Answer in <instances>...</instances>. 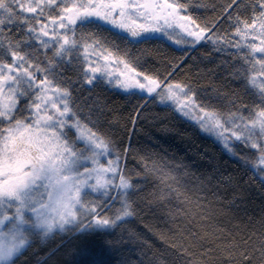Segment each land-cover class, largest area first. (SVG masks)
I'll return each instance as SVG.
<instances>
[{
	"label": "snow or ice",
	"instance_id": "6c2138e0",
	"mask_svg": "<svg viewBox=\"0 0 264 264\" xmlns=\"http://www.w3.org/2000/svg\"><path fill=\"white\" fill-rule=\"evenodd\" d=\"M192 4L0 0V264H18L35 244L47 246L58 235L78 241L69 257L90 255L91 239L110 234L137 214L134 197L141 185L133 182L130 157L142 166L143 179H156L159 200L175 199L185 206L179 210L182 214L207 218L203 197L182 188L167 164L139 155L130 140L121 144L102 130L108 109L97 89L106 91L105 86L119 89L129 101L143 93L136 109L148 98L167 105L214 137L264 185V0H230L225 14L234 28L232 39L213 31L215 23H197L189 12ZM233 5L237 13L250 9V17L233 15ZM112 29L119 30L116 35L122 40L161 33L169 39L179 36L175 43L191 47L210 43L212 52L227 57L218 67L223 66L231 80L242 82L254 99L245 103L238 92L229 96L215 86L201 99L191 84L140 71V57L129 58L127 51L101 35ZM213 100L225 102L226 110ZM138 115L136 111L133 125ZM237 143L255 150L254 156H241ZM135 176L141 178V173ZM260 224L264 229V217ZM190 235L199 238L196 231ZM254 235L240 242L230 239L225 257L235 264H264V231L250 247ZM103 243L111 249L109 240ZM171 247L192 256L183 244ZM72 264L80 261L73 259ZM188 264L202 261L190 259Z\"/></svg>",
	"mask_w": 264,
	"mask_h": 264
},
{
	"label": "trees",
	"instance_id": "16d2710c",
	"mask_svg": "<svg viewBox=\"0 0 264 264\" xmlns=\"http://www.w3.org/2000/svg\"><path fill=\"white\" fill-rule=\"evenodd\" d=\"M229 3L230 0H193L189 12L197 23H215L213 31L232 39L234 28L225 14ZM197 4L203 6L196 7ZM235 9L236 5H233L229 11L241 17L251 15L247 7L240 8L238 13L233 11ZM117 32L119 30L112 29L103 31L101 35L118 45L121 52L127 51L129 58L140 57V71L159 75L161 79L167 77L169 82L191 84L201 99H206L204 93H211L213 86L229 96L233 91L238 92L245 103L250 104L254 99L243 90L242 82L231 80L223 66L218 67L220 60L227 57L212 52L210 43L201 42L195 47L180 46L154 33L140 40L131 37L122 40ZM89 53L91 55V50ZM105 87L106 91L97 89L108 109L102 130L111 133L121 144L130 140L139 155L167 164L179 178L182 188L194 189L203 197V214L207 218L197 215L193 219L182 214L179 210L185 206L175 199L159 200L156 179H143L142 166L130 157L127 163L128 168L134 170L133 182L141 185L134 197L137 209L134 217L110 234L91 239L88 242L90 255L69 257V251L79 246L78 241L58 235L47 246L35 244L18 264H37L38 260L42 264L45 260L47 264H72L73 259L79 260L80 264H91L93 260L101 264H188L190 259L200 260L202 264H235L225 257L229 240L240 242L255 233L249 241L251 247L258 244L264 231L260 224L264 217V185L240 160L225 151L214 137L167 105L148 98L143 108L136 109L138 102L143 103L138 100L143 93L129 101L119 89ZM213 103L217 108L226 110L225 102L213 100ZM136 111L140 115L135 116L133 125ZM236 151L248 157H253L255 152L239 143ZM176 165L184 167L176 168ZM184 171L190 175L184 176ZM135 172H140L141 178H137ZM192 231H196L199 238H193L190 235ZM105 239L111 242L110 250L104 246ZM173 243L183 244L192 256L179 254L176 248L171 247ZM209 248L212 249L210 253L201 255ZM49 252L54 254L49 256Z\"/></svg>",
	"mask_w": 264,
	"mask_h": 264
},
{
	"label": "rangeland",
	"instance_id": "374dc122",
	"mask_svg": "<svg viewBox=\"0 0 264 264\" xmlns=\"http://www.w3.org/2000/svg\"><path fill=\"white\" fill-rule=\"evenodd\" d=\"M154 34H156V35H161V36H165L167 39H169L166 35H163V34H161V33H154ZM176 39H179V36H174L172 39H169V40H171V41H173V42L175 43V40H176ZM189 39H190V38H189ZM175 44H177V43H175ZM177 45L185 46V45H187V44H183V43H181V44H177ZM90 50H91V49H90ZM90 50H89V51H90ZM120 70L123 71L122 66H121Z\"/></svg>",
	"mask_w": 264,
	"mask_h": 264
}]
</instances>
